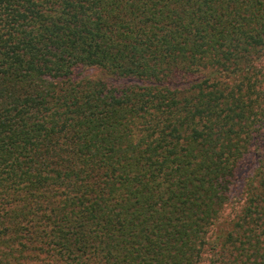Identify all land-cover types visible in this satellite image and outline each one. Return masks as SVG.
Masks as SVG:
<instances>
[{
  "label": "trees",
  "instance_id": "1",
  "mask_svg": "<svg viewBox=\"0 0 264 264\" xmlns=\"http://www.w3.org/2000/svg\"><path fill=\"white\" fill-rule=\"evenodd\" d=\"M0 264H264V0H0Z\"/></svg>",
  "mask_w": 264,
  "mask_h": 264
},
{
  "label": "rangeland",
  "instance_id": "2",
  "mask_svg": "<svg viewBox=\"0 0 264 264\" xmlns=\"http://www.w3.org/2000/svg\"><path fill=\"white\" fill-rule=\"evenodd\" d=\"M88 78V79H103L115 84L119 83H127V80L118 81L115 79L110 78L109 76L105 75L99 69H86L82 71L79 78ZM258 152L257 149H253L251 154L246 157L244 160L241 169L238 173V178L234 183V187L232 188V198L231 203L224 211V216L221 219V227H225L227 223L235 217V215L240 211L242 203L244 201L245 196V185L247 180L251 177V173L255 168L256 164V153ZM219 225V226H220Z\"/></svg>",
  "mask_w": 264,
  "mask_h": 264
}]
</instances>
